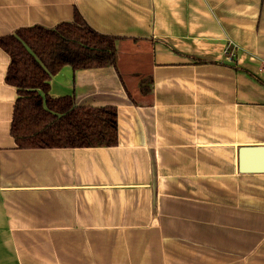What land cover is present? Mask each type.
<instances>
[{"label": "crops", "instance_id": "1", "mask_svg": "<svg viewBox=\"0 0 264 264\" xmlns=\"http://www.w3.org/2000/svg\"><path fill=\"white\" fill-rule=\"evenodd\" d=\"M75 8L119 39L117 68L66 67L49 95L115 107L119 143L19 149L0 46V264H74V240L201 238L202 222L226 240L211 264H264V174L237 171L241 147L264 146V0H0V41Z\"/></svg>", "mask_w": 264, "mask_h": 264}, {"label": "trees", "instance_id": "2", "mask_svg": "<svg viewBox=\"0 0 264 264\" xmlns=\"http://www.w3.org/2000/svg\"><path fill=\"white\" fill-rule=\"evenodd\" d=\"M118 38L95 31L75 8L71 23L21 29L1 39L10 64L5 82L17 91L11 135L21 150L97 149L118 145L115 107L77 106L72 96L52 98L50 82L74 71L117 68ZM201 63H206L200 61ZM149 80L144 82L148 84ZM146 86L143 92H146Z\"/></svg>", "mask_w": 264, "mask_h": 264}, {"label": "rangeland", "instance_id": "3", "mask_svg": "<svg viewBox=\"0 0 264 264\" xmlns=\"http://www.w3.org/2000/svg\"><path fill=\"white\" fill-rule=\"evenodd\" d=\"M201 226V238L154 239L146 245L138 238L74 240V264H211L213 247H225L226 240L206 237L213 235V222Z\"/></svg>", "mask_w": 264, "mask_h": 264}, {"label": "water", "instance_id": "4", "mask_svg": "<svg viewBox=\"0 0 264 264\" xmlns=\"http://www.w3.org/2000/svg\"><path fill=\"white\" fill-rule=\"evenodd\" d=\"M240 174H264V146H244L237 152Z\"/></svg>", "mask_w": 264, "mask_h": 264}, {"label": "built area", "instance_id": "5", "mask_svg": "<svg viewBox=\"0 0 264 264\" xmlns=\"http://www.w3.org/2000/svg\"><path fill=\"white\" fill-rule=\"evenodd\" d=\"M223 61L228 64L235 62V53L233 50H227L224 54Z\"/></svg>", "mask_w": 264, "mask_h": 264}]
</instances>
